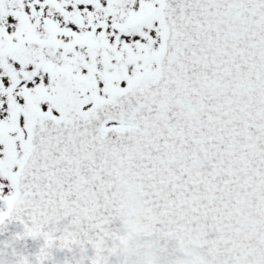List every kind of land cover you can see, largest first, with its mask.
<instances>
[{"label": "snow or ice", "instance_id": "obj_1", "mask_svg": "<svg viewBox=\"0 0 264 264\" xmlns=\"http://www.w3.org/2000/svg\"><path fill=\"white\" fill-rule=\"evenodd\" d=\"M13 222L0 264H264V0H0Z\"/></svg>", "mask_w": 264, "mask_h": 264}, {"label": "water", "instance_id": "obj_2", "mask_svg": "<svg viewBox=\"0 0 264 264\" xmlns=\"http://www.w3.org/2000/svg\"><path fill=\"white\" fill-rule=\"evenodd\" d=\"M23 231V225L19 224L18 222H13L8 225V229L3 234H0V241L3 240H10L12 237V234L15 232H22ZM28 247L27 249L24 247V241L21 243V241L14 242V246L17 250L20 251H29V250H35L36 244L34 241H28L27 242ZM63 257V256H62Z\"/></svg>", "mask_w": 264, "mask_h": 264}]
</instances>
